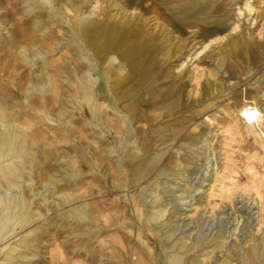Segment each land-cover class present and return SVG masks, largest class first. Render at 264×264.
I'll use <instances>...</instances> for the list:
<instances>
[{
    "label": "rangeland",
    "instance_id": "obj_1",
    "mask_svg": "<svg viewBox=\"0 0 264 264\" xmlns=\"http://www.w3.org/2000/svg\"><path fill=\"white\" fill-rule=\"evenodd\" d=\"M63 1L55 0V7L62 8ZM68 1H75L85 14L93 8L96 11L93 17L97 20L115 17L124 20L130 28L140 26L144 32L153 36L155 41H159L160 46L168 44L170 51L166 54V60L158 52L159 57L154 59L153 76L148 79L149 81H140L138 74L132 73L123 87L130 86L134 90L128 97L119 101L108 95L105 88L103 89L104 76L101 71L95 72L99 76L102 93L106 94L111 103L112 108L106 109V112L110 118L117 120L119 127H115L116 130L109 133L98 129L95 121L87 115H84L81 121L82 123L90 121L87 125L84 124L88 128L87 133L89 128L98 129V133L94 134V140H98L99 136L106 137L111 141V145L95 150L79 147L76 154L67 152V149L64 152L62 148L56 149L43 144L38 150H34L38 152L37 160H42L43 151L55 155L47 163L53 166L51 173L59 181L53 182L55 185L53 189V184L42 189L45 200H41L40 196L33 197L41 205L43 217H39L23 230H18L7 242L0 244V249L6 245H11L10 249L13 248V245L18 244L20 237L30 236V231L42 224L43 227H50L51 233L54 227H59L62 230L58 237L60 240L54 242L51 235L43 236L39 254L30 260H42V264H53L54 258H51L50 253H57L59 247L64 249L63 259L67 264H85L87 263L85 256L75 252L80 244H76L77 238L71 233L72 231L78 233V230H70L72 224L76 222L71 217H64V213H68L74 205L97 201L99 199L95 197L97 191L91 192L93 188L107 189L110 200L118 199L124 192L130 197L133 194L137 198L138 208H141L143 207L142 195L156 185L162 192L160 206L166 208V215L151 221L150 225L146 226L145 222L140 223L139 213L138 217L134 218V223L123 230L127 234L133 233L134 242L137 241V233L141 229L144 230V238L148 242L154 241L157 245L156 255L161 250V241L170 247L185 235L188 237L186 242L189 244L198 235L195 233L196 221L207 219L210 216L208 213L213 212L210 219L213 220L215 217L224 220L227 229L226 238L211 240L214 229L204 230L201 240L205 244L189 248L190 250L184 252L185 264H219L222 259H226L231 264H239L238 254L246 253L254 244L262 248L264 185H261V178L264 177V96H261V93L264 92V0ZM245 2H248L252 11H246L239 16V8L244 7ZM20 5L23 7V3ZM65 14L71 15L68 10ZM40 27L43 29L42 26ZM60 27L61 30L57 32L58 40L71 44L79 52L78 46L70 40L73 39V35L71 36L73 29L70 25L62 22ZM38 34H41V40L47 36L40 32ZM69 36L71 38L67 39ZM87 46L85 43L82 44V47ZM63 50L66 55H69L67 50L64 48ZM61 52L62 50L51 57H58ZM84 54L90 56L91 51L90 54L89 52ZM78 56L82 58L84 55L78 53ZM117 58L115 68L121 66L127 70L129 65L120 53ZM94 67L98 68V64ZM28 70L26 66V71ZM169 87L174 88L176 105L163 108L162 105L165 106L169 98L166 95H159V91ZM249 91L258 92L260 97L258 101L261 106L260 120L262 121L255 122L256 133H251L241 123L238 133L223 134V127L238 113V100ZM21 100L24 101L23 97L20 98V102ZM34 114L32 118L33 121H37L35 125L38 131L47 136L48 141L53 139L58 141L59 137H52L51 134L59 131L52 129V132L49 129L50 125H47V120L43 119V116L41 117L40 110L39 112L36 110ZM38 118L42 120L40 124ZM199 134H202L200 141L194 140V136ZM90 139L84 137L89 144ZM133 139L137 142L128 144V141ZM92 146L95 147L96 143ZM137 147H141L143 151L145 148V153H138L135 159H130L129 154ZM111 150H114V153H111ZM156 152L163 153L160 161L155 167L153 165L149 172H142L150 166L148 161ZM59 157L65 161H61ZM74 157L77 159L76 166H79L83 173L72 174L67 162ZM141 159H146V163ZM167 162L170 163L165 175L156 176L159 168ZM105 163L107 167L114 164L117 174L113 173V175L109 172ZM141 167H143L142 170ZM187 170H196L197 173L190 177L186 173ZM113 177L126 178L128 186L125 189L117 186V182H113ZM226 188L232 189L230 196L226 194ZM63 191L73 192L77 198L71 201H58L57 194ZM240 194L246 198L241 200ZM152 200L153 197L148 198V206H144V217H149L148 219H151L152 212L157 208L152 207ZM81 224L85 225L84 228L87 227L85 223L81 222ZM244 225H249V230L255 235L254 241L244 243L242 228ZM174 226H178L177 233L168 235V229H173ZM149 227L152 232H148ZM153 232L157 234L160 242L152 235ZM120 235L117 231L111 230L105 234V237L110 241L114 237L122 238ZM80 236L81 234L78 237ZM223 241L226 244L220 248ZM126 242L130 247V243L127 240ZM234 242L236 247L238 246L234 249L236 252L230 248ZM219 249L225 252L220 253ZM79 251L84 253L86 248ZM195 255H199L197 261L192 260ZM4 257L5 255L0 252V264L7 263ZM133 260L137 262L136 258ZM157 261L158 264L168 262L167 258H157ZM23 264L29 263L24 260ZM131 264L134 263L131 262ZM181 264H184L183 261Z\"/></svg>",
    "mask_w": 264,
    "mask_h": 264
},
{
    "label": "bare ground",
    "instance_id": "obj_2",
    "mask_svg": "<svg viewBox=\"0 0 264 264\" xmlns=\"http://www.w3.org/2000/svg\"><path fill=\"white\" fill-rule=\"evenodd\" d=\"M21 3H23V7H21ZM62 5V8L55 7V0H0V244L7 242L18 230H23L32 225L39 217H43L41 205L33 197L40 196L43 200L45 197L42 189L59 181L51 173L53 166L47 163L55 155L43 151L42 160H37L38 152H34V150H38L43 144L56 149L62 148L64 152L67 149V152L75 153L78 152L79 147L95 150L111 145V141L106 137L99 136L98 140L93 138L94 134L98 133V129L110 133L116 130L115 127H119L117 120L110 118L106 112V109L112 108L111 103L106 94L102 93V89H100L102 86L99 85L100 79L95 72L101 71L104 76L103 89L105 88L108 95L119 101L128 97L134 90L130 86L123 87L124 82L130 75L132 76V73H137L138 79L146 82L153 76L154 59L159 55L158 52L166 60V54L170 51L168 44L160 46L159 41H155L153 36L144 32L140 26L130 28L124 20L115 17L97 20L93 17L96 13L93 8L85 14L75 1L64 0ZM67 10L71 15L65 14ZM246 11H252L248 2H245L244 7L239 8L238 15L241 16ZM62 22H67L73 29L71 34L73 39H70L71 36L67 39L69 38L74 45L78 46L79 52L71 44L58 40L57 32L61 30ZM36 27L40 28L37 30ZM4 30L5 34L3 35ZM38 32L47 34V36L41 40V34ZM84 43L88 46L82 47ZM63 48L69 52L67 53L69 55L65 54ZM115 49L128 63L127 70L121 66L115 68V61L118 59ZM61 50L58 57H51ZM84 52H89L90 56L85 55ZM78 53L84 56L77 57ZM96 64H98V68L94 67ZM26 66L29 68L28 71H26ZM174 93L172 87L159 91V95H166L169 98L168 103L165 102V106L162 105L163 108L176 105ZM261 96H264V92L261 93ZM21 97H23L24 101H21L24 103L20 102ZM259 98L258 92L249 91L247 95L239 99L238 113L223 127L222 133L227 135L238 133L241 123L248 131L256 133L255 122L261 119ZM79 107L80 112H78ZM36 110L38 112L40 110L41 117L43 116V119L47 120V125H50L49 129L59 131L51 134L52 137H59L58 141H54L55 139L48 141L47 136L38 131L39 129L35 125L37 121H33L32 118ZM84 115L94 120L98 129L89 128L87 133L88 128L84 124L87 125L90 121L82 123L81 118ZM38 119V123H41V118ZM77 123H81V125H77ZM131 131L135 136L132 128ZM84 137L91 138L90 144L84 140ZM201 137L202 134L196 135L194 140L200 141ZM136 142L137 140L133 139L128 141V144ZM91 143H96V146H92ZM140 148L137 147L129 154L130 159H135L138 153H145V148L144 151ZM113 151L111 150V153H114ZM162 154L156 152L149 161L147 160L150 162L148 163L150 166L144 170L141 167L142 172H149L153 165L155 167ZM97 159L99 161V157ZM70 160L67 163L72 174H80L82 171L79 166H76L77 159L74 157ZM61 161H65V159L61 158ZM169 163L162 165L156 176L166 173ZM107 168L112 174H117L114 164L108 165ZM186 173L191 177L197 171L187 170ZM252 174L254 173L252 172ZM261 181V185H264V177L261 178ZM113 182H117V186L124 189L128 186L124 177L122 179L113 177ZM53 187H55L54 184L52 189ZM94 191H97V195H95L99 198L97 201L74 205L68 213L63 215L71 217L76 222L72 224L73 226L71 225L70 230H78V233L75 231L71 233L75 234L74 236L77 238L76 244H80L78 247L75 246L77 248L75 252L85 256L87 262L85 264H100L103 261L102 264H131V262L134 264H158L157 258H167V264H181L182 261L185 264L184 252L189 248L205 244L201 240L204 230L214 229L211 240L226 238L227 229L224 220L215 217L213 220L210 219L213 212H209L210 216L207 219L196 221L197 230L195 233L198 235L189 244L186 242L188 237L184 235L168 247L153 232L152 235L159 242L161 241V250L156 255L157 245L154 241L148 242L144 238V230L139 229L135 242L133 233L127 234L123 230L134 223V218L136 219L139 213L140 223L145 222L146 226H149L151 221H156L166 215V208L160 206L162 192L158 185L142 195L143 207L141 208H138L137 198L133 194L130 197L128 193L124 192L118 199L110 200L107 196V189L96 190L93 188L91 192L94 193ZM225 192L230 196L232 189L226 188ZM150 197H153L152 207L157 208L152 212L151 219L146 217L147 220L144 217V206H148ZM240 197L241 200L246 198L243 194H240ZM56 198L58 201L64 202L74 200L77 196L73 192L65 193L63 191L61 194H57ZM101 221H103L102 224ZM81 222L85 223L87 227L84 228L85 225ZM248 226L242 227L244 236H241L245 240L244 243L254 241L255 238ZM148 229V232H152L150 227ZM50 230V227H43L42 224H39L30 231V236L20 237L18 244L13 245L15 248L10 249L11 245H6L0 249L7 260L5 264H23L24 260L29 264H42V260L30 259L39 254L43 236L51 235L54 242L60 240L58 237L62 230L59 227H54L52 233ZM111 230L120 233L122 238L114 237L113 240L108 241L105 234ZM176 230L178 231V226H174L173 229L169 228L167 233L173 235ZM234 231H237V227ZM8 233L10 234L7 236ZM79 234H81L80 237H78ZM126 240L130 243V247ZM225 244V241L221 242L220 248H223ZM261 244L262 248L258 244H254L246 253L239 252L240 254L237 255L239 264H264V240ZM237 247L235 242L230 246L233 251ZM85 248L84 253L79 251ZM219 252L225 251L219 249ZM50 255L51 258H54L53 264H67L63 259V248L58 247L57 253H50ZM198 257L199 255H195L192 260L197 261ZM133 258H136L137 262ZM219 264L231 263L222 259Z\"/></svg>",
    "mask_w": 264,
    "mask_h": 264
}]
</instances>
